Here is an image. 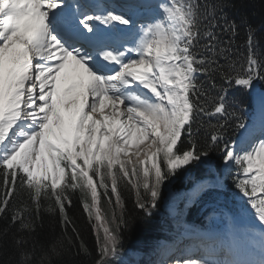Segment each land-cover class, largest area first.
I'll list each match as a JSON object with an SVG mask.
<instances>
[{"label": "snow or ice", "instance_id": "6c2138e0", "mask_svg": "<svg viewBox=\"0 0 264 264\" xmlns=\"http://www.w3.org/2000/svg\"><path fill=\"white\" fill-rule=\"evenodd\" d=\"M226 7L0 0V264H85L72 259L81 253L86 264H115L125 193L150 216L165 183L194 165L206 169L198 192L211 194L225 171L232 175L231 237L205 236L202 255L162 254L156 264H264V91L255 88L264 56L257 30ZM242 25L245 51L236 44ZM241 92L256 102L250 123L238 114ZM74 195L95 257L68 215ZM42 211L61 226L46 242L38 239ZM237 215L262 229L258 261L241 258L255 230L241 231Z\"/></svg>", "mask_w": 264, "mask_h": 264}, {"label": "trees", "instance_id": "16d2710c", "mask_svg": "<svg viewBox=\"0 0 264 264\" xmlns=\"http://www.w3.org/2000/svg\"><path fill=\"white\" fill-rule=\"evenodd\" d=\"M227 3L229 4V7H226L224 11L228 13L230 18H234L237 22H239L241 17H245L247 18L248 23H250L257 30L256 37L259 40L260 55L264 56V0H227ZM245 40L246 34L244 26L242 25L238 35L236 36V44L241 46V51H245L243 48ZM260 84L264 87V81H260ZM237 98L240 101L238 105V114L246 121V112H250L254 109V101L246 92L239 93ZM237 133L238 132L235 133V136ZM211 155L213 161L215 162L217 160L218 153L213 152ZM189 172L193 173L195 178L204 177L206 175V169L204 166H192ZM232 172L234 173L235 169H232ZM182 174L183 171L178 172L176 176L181 179ZM191 182V179L186 184L176 181L174 185L176 187H187L191 184ZM226 184L228 186V190L222 191L217 189L215 193H211L212 197H210V199H216V197L221 194H223L227 199L228 194L231 189H233L232 175L227 174ZM125 195L127 197L126 206L128 224L127 227L123 229L122 233V249L145 248L146 244L151 243L153 240L162 236L166 229L172 227L169 216L167 221L159 216L160 209L158 207L152 209L151 215L147 216L134 206V198L132 196L127 193H125ZM67 212L80 232V239L83 240L84 244L92 252L93 257H95L96 237L92 229L87 225L86 216L80 206L78 195L73 196V205L67 209ZM42 217L44 227L40 230L38 239L46 242L52 234L59 236L61 232L59 217L43 211ZM4 227L5 221L0 220V230ZM68 235L72 236L73 239L72 251H78L79 240H76L72 235L71 227L69 228ZM4 259H7L6 255L4 256ZM72 259L77 262H85L86 264L88 257L81 253L73 256Z\"/></svg>", "mask_w": 264, "mask_h": 264}, {"label": "rangeland", "instance_id": "374dc122", "mask_svg": "<svg viewBox=\"0 0 264 264\" xmlns=\"http://www.w3.org/2000/svg\"><path fill=\"white\" fill-rule=\"evenodd\" d=\"M192 176L193 173L189 171L183 172L181 179L175 176L174 178L171 179L170 182H166L165 185L162 187V198L158 202L157 207L160 209V213L169 215L172 218V221L175 225L174 230L168 233V239H172L171 243L175 242L176 235H179L180 233H185L186 229L198 231L201 233H207V234L217 233L218 235L223 236L222 230L223 227L225 226V223H228L231 226H233V224L231 223V217L234 214L238 213L237 201H239V197L236 196L234 190L228 195V201L227 200L225 201V197L223 195H220L216 201H207L208 199L206 198H208V196H210L211 194H209L207 191L198 192L196 190V186L200 181L199 179L195 180L193 185L189 188L176 187L174 185L176 181L186 184L187 180H189V178H192ZM223 186H224V181H223ZM191 204L195 205L194 208L196 209V212L192 216V218H188L190 212L188 207ZM219 214H221L220 217H218ZM161 217H163L167 221L166 216H161ZM198 218H200L199 221L201 220L202 224L199 223V221L197 220ZM237 219L238 220L248 219V221L250 220L249 217L246 215L245 216L237 215ZM221 221L224 222L223 225H220ZM250 222H252V225L255 226L253 229L256 232L259 231L260 233L262 231L258 222L253 220H250ZM194 241L195 240L191 241L192 245L194 244ZM161 242L162 240L155 241L150 244H146V246H148V249H153L157 244ZM164 243H161L160 245H163ZM257 244L259 246L258 242ZM166 245H168V243ZM193 246L196 245L194 244ZM159 247H157L156 250H158ZM188 248L190 249L192 247H190L189 245ZM144 254L145 253H143V251H133L131 249H126V250L124 249L121 250L120 256L119 258L116 259L115 263L142 264L143 259L141 258ZM259 256H261V254ZM259 256H257V260L260 259ZM155 260L157 262V259H154V261ZM144 262L148 264L153 263V261L149 262V260L146 259Z\"/></svg>", "mask_w": 264, "mask_h": 264}, {"label": "bare ground", "instance_id": "6f19581e", "mask_svg": "<svg viewBox=\"0 0 264 264\" xmlns=\"http://www.w3.org/2000/svg\"><path fill=\"white\" fill-rule=\"evenodd\" d=\"M241 221V220H240ZM250 221H248V220H245V221H243L242 222V224H241V226H240V230L241 231H245V230H247L248 229V227H249V229H250V227L252 226V224L250 223ZM256 237H258L257 236V234H254L253 236H251L250 238H249V240H248V242H247V247H246V249L244 250V253H243V255L241 256V258H244V259H250V260H256V261H258L257 260V256H259L260 254H261V247H260V244H259V246L257 247L256 245V247H255V250H254V252H252L249 248H251L253 245H254V243H253V239L254 238H256ZM222 238V241L223 242H225V243H227L229 240L227 239V237L225 236H222L221 237ZM225 240V241H224ZM259 243V242H258ZM167 243H164L163 245H160V247L158 248V250H161L162 248H164V247H168L169 249H168V253H169V251L170 252H173V253H175L176 252V248H175V246H174V244H169V245H171V246H168V245H166ZM196 245V246H193V245ZM194 244L193 245H190V247H193V248H198V247H200V244H202V242H200L199 244H196V242L194 241ZM190 249H192V248H190ZM199 249V248H198ZM192 250H194V249H192ZM164 253H167V249H166V251L164 252ZM148 264V263H147Z\"/></svg>", "mask_w": 264, "mask_h": 264}, {"label": "water", "instance_id": "95a60500", "mask_svg": "<svg viewBox=\"0 0 264 264\" xmlns=\"http://www.w3.org/2000/svg\"><path fill=\"white\" fill-rule=\"evenodd\" d=\"M255 88H256L257 93H259L261 91V88L259 86V82L256 83Z\"/></svg>", "mask_w": 264, "mask_h": 264}]
</instances>
